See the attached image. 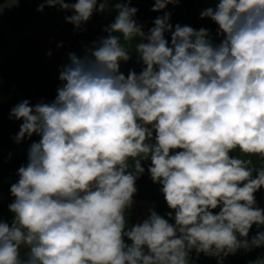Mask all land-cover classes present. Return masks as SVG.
Segmentation results:
<instances>
[{"label":"clouds","instance_id":"9594fccd","mask_svg":"<svg viewBox=\"0 0 264 264\" xmlns=\"http://www.w3.org/2000/svg\"><path fill=\"white\" fill-rule=\"evenodd\" d=\"M179 2L154 0L152 11ZM129 3H115L106 37L83 56L68 54L51 103L25 99L11 109L10 118L22 121L15 141L40 139L10 187L13 220L0 221V264H190L192 250L226 257L264 247V231L247 239L253 224L264 225L254 196L264 167L253 177L251 160L231 155L264 160V0H218L204 9L200 17L218 26L219 44L205 28L173 29L169 12L145 33ZM45 5L71 11L65 19L80 29L108 0L98 7L97 0H43L37 11ZM136 38L144 67L125 76L120 63ZM149 159L174 223L150 210L127 229L141 161Z\"/></svg>","mask_w":264,"mask_h":264},{"label":"crops","instance_id":"0c3cea01","mask_svg":"<svg viewBox=\"0 0 264 264\" xmlns=\"http://www.w3.org/2000/svg\"><path fill=\"white\" fill-rule=\"evenodd\" d=\"M66 2L75 3L76 0ZM101 2L103 0H97V7ZM117 2L121 0H108V7L104 12H94L88 21L89 29L85 34H74L72 24L66 21L65 17L73 15L71 11L47 5L43 11H37L43 0H8L0 6V30L6 38L0 41V207L4 210L10 212L8 206L14 200L10 187L19 179L18 169L28 162L31 143L40 139L38 135L33 134L31 138H25L20 143L15 141L22 121L10 118L11 109L25 99L29 100L32 106L41 101L51 103L55 99L57 88L62 85L59 69L68 63V54L83 56L86 47H91L93 42L108 35L104 29L114 22L118 14L114 7ZM217 2L218 0H182L180 9L172 8L169 4L158 12L152 11L154 0H130L129 6L138 9L134 19L142 25L145 33L154 27L156 18L169 12V22L173 29L176 24L191 26L196 30L205 28L210 32L212 42L219 44L223 36L218 35V26L210 18L200 17L204 9L214 8ZM165 38L170 43L171 34L166 33ZM121 41L124 43L122 37ZM139 42V38L132 41L129 47L130 59L120 63V71L125 76L130 70L140 73L144 67L135 51V44ZM48 52L52 55L48 56ZM231 155L251 160L253 177L257 175L256 170L264 167V160L259 156H245L239 150H234ZM129 163L132 164L133 161ZM141 164L144 172L136 180L137 191L133 195L131 207L126 212L127 229L142 223L150 215V210L174 223V219L167 216L169 212L174 216V210L167 206L161 192L162 185L154 183L148 172L150 159L142 160ZM131 170L132 168L129 169ZM254 196L255 207L264 209V187L255 192ZM213 212L218 213L219 208ZM261 231H264V225L253 224L247 239L251 240ZM124 239L126 244H131L127 237ZM27 252L28 249L21 246L22 259L27 258ZM258 258H264V247L250 251L241 248L226 257L197 254L195 250L189 255L190 264H252Z\"/></svg>","mask_w":264,"mask_h":264},{"label":"trees","instance_id":"16d2710c","mask_svg":"<svg viewBox=\"0 0 264 264\" xmlns=\"http://www.w3.org/2000/svg\"><path fill=\"white\" fill-rule=\"evenodd\" d=\"M6 1L8 0H0V6ZM4 40H6V38L2 33V31L0 30V41H4ZM12 220H13V214L0 207V221L8 222L9 224H11Z\"/></svg>","mask_w":264,"mask_h":264},{"label":"built area","instance_id":"2783aa9c","mask_svg":"<svg viewBox=\"0 0 264 264\" xmlns=\"http://www.w3.org/2000/svg\"><path fill=\"white\" fill-rule=\"evenodd\" d=\"M170 7L180 9L182 7V0H180L179 4L176 5L171 4ZM72 27L74 34H85L88 32L89 22H86L80 29H77L73 24Z\"/></svg>","mask_w":264,"mask_h":264}]
</instances>
